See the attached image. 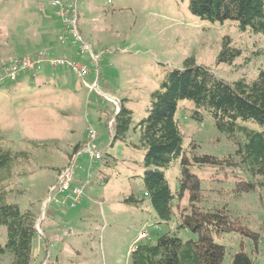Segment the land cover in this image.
<instances>
[{
    "label": "rangeland",
    "instance_id": "obj_1",
    "mask_svg": "<svg viewBox=\"0 0 264 264\" xmlns=\"http://www.w3.org/2000/svg\"><path fill=\"white\" fill-rule=\"evenodd\" d=\"M52 1L0 0V70L14 59L48 52L51 36L54 47L62 46L58 37L64 27ZM189 1H80V31L100 56V92L86 86L70 69L46 65L1 85L0 131L6 137L3 144L15 152L28 151L31 160L15 169L19 175L10 187L9 199L22 211L30 209L37 215L41 240L34 264H48L49 260L58 264H132V248L154 245L161 235L177 232L180 209H175L172 221L161 222L147 199L141 178L142 151L121 141L112 146L109 120L117 114V104L127 99L135 121H140L147 115L150 94L159 88L165 72L183 68L184 61L191 57L228 82L241 77L252 80L264 70L261 35L242 31L231 21H203L190 12ZM225 37L242 50L232 66L217 64ZM72 54L70 58L91 63L89 53L82 56L76 50ZM95 76L93 70L88 81ZM105 94L114 97L110 100ZM193 108L191 101H184L177 113L185 145L195 141L198 152L219 157L234 153L237 146L218 131L210 115L205 114L198 122L191 117ZM92 128L98 134L104 158L90 165L89 154L79 156L74 183H86L91 175L83 199L72 209L55 198L49 201L50 188L56 184L58 173L69 165L73 146L87 140ZM129 140L137 144L139 134L131 131ZM106 158L109 165L105 164ZM191 170L202 180L206 198L203 206L228 205L250 229L264 234V190L241 198H236L233 191L238 180L247 178L244 172L208 166ZM21 172L27 173L20 176ZM180 175L181 162L176 160L166 172L174 192ZM105 176L110 177L108 183L103 182ZM132 194L145 199L144 204L137 207L125 203ZM188 206L186 195L180 208ZM179 236L194 237L183 230ZM7 240V228L1 226L0 243L5 245ZM242 240L238 234L218 240L228 249L225 264L240 249ZM256 250L257 264H264V237ZM247 251H251V245ZM0 262L11 264V258L1 257Z\"/></svg>",
    "mask_w": 264,
    "mask_h": 264
},
{
    "label": "trees",
    "instance_id": "obj_2",
    "mask_svg": "<svg viewBox=\"0 0 264 264\" xmlns=\"http://www.w3.org/2000/svg\"><path fill=\"white\" fill-rule=\"evenodd\" d=\"M189 10L203 21L213 24L231 21L242 31L250 30L264 38V0H190ZM241 56L242 50L232 45L231 38L225 37L217 64L232 66ZM99 72L100 83L101 70ZM184 101L194 104L191 109L194 120L202 122L205 114L210 115L218 131L237 146L234 153L219 157L198 152L195 141L185 145L177 117ZM127 102V99L120 100V110L114 117L112 146L121 141L142 151L144 172L141 178L147 199L161 222L172 221L175 209H180L177 232L161 235L154 245L140 244L133 248L132 264H225L228 249L218 240L227 234H238L243 239L229 264H257L256 249L261 247L264 234L250 229L242 216L234 215L228 205L203 206L206 198L202 180L191 168L241 170L247 178L237 181L233 189L236 198L264 190V70L261 69L255 79L241 77L228 82L211 67L200 65L191 57L184 61L183 68H170L165 72L159 88L150 94L147 115L143 119L135 121V113ZM112 120L111 117L109 124ZM131 131L139 134L137 144L129 140ZM4 140L6 137L0 131V227L5 226L8 232L7 243H0V258L8 256L11 264H34L41 240L37 215L30 209L22 211L9 199L10 187L19 175L15 169L29 164L30 155L28 151L15 152L4 146ZM84 142L73 146L70 160ZM33 146L40 147L36 143ZM176 160L181 162V175L174 192L166 172ZM97 161L90 158V165ZM105 164H110L107 158ZM26 173L21 172L20 176ZM90 180L91 175H88L86 183L75 184L73 177L72 185L84 187L85 192ZM109 181V176L103 178L104 183ZM186 195L189 206L180 208ZM124 202L139 207L145 199L132 194ZM60 205L73 208L70 200ZM181 230L194 237H180ZM248 245H251L250 252ZM48 264L58 262L49 260Z\"/></svg>",
    "mask_w": 264,
    "mask_h": 264
},
{
    "label": "built area",
    "instance_id": "obj_3",
    "mask_svg": "<svg viewBox=\"0 0 264 264\" xmlns=\"http://www.w3.org/2000/svg\"><path fill=\"white\" fill-rule=\"evenodd\" d=\"M80 1L81 0H53L51 5L65 28V35L60 37L61 43H66L65 36L70 37L71 44L74 47H77L80 55L84 56L87 53L90 54L91 63L83 64L77 60H72L67 56H53L48 52H41L32 57L27 56L17 58L0 70V87L7 81H15L23 72H33L46 65L52 69H70L86 84V86H89L92 90L100 92L98 80L100 73V56L93 52L90 45L84 40L80 31ZM92 68H95L97 74L95 84H90L85 80L86 76L90 74ZM107 98L112 100L111 98L113 97L109 96ZM113 124L114 119L110 122L111 129L113 128ZM97 137L98 134L93 128L88 130L87 140L83 143L82 148L73 156L69 165L58 173L56 184L50 188L49 201H52L55 198L57 203L66 205L70 200L71 207L73 208L80 203L84 195V187H73L72 182L74 170L75 167H77V160L82 154H89L92 161L102 159L103 151L97 143Z\"/></svg>",
    "mask_w": 264,
    "mask_h": 264
},
{
    "label": "crops",
    "instance_id": "obj_4",
    "mask_svg": "<svg viewBox=\"0 0 264 264\" xmlns=\"http://www.w3.org/2000/svg\"><path fill=\"white\" fill-rule=\"evenodd\" d=\"M61 23H62V21H61ZM62 25H63V23H62ZM63 27H64V25H63ZM63 35H65V28H64V31L62 32V33H60V35H59V37H58V40L60 41V37L61 36H63ZM51 35H48L47 36V39H49V37H50ZM66 37V43L65 44H62L61 43V41H60V43L62 44V46H59V47H54L52 44H53V42H54V38L51 36V38L52 39H49V42H51L50 43V47L47 49V51H48V53H52V54H54V55H56V56H67V57H69V56H71V55H73L72 54V51H78V49H77V47H74L72 44H71V39H70V37H68V36H65ZM65 46V47H64ZM67 46V47H66ZM76 54V52L74 53V55ZM70 58V57H69ZM70 59H72V60H77V59H73V58H70ZM78 61V60H77ZM92 73H93V71H91L90 72V74H89V76L91 77L92 76ZM88 76V77H89ZM41 80H43V79H41ZM87 80H88V78H87ZM86 80V81H87ZM96 80H97V77L95 76V78H93L92 80H89V81H87L88 83H90V84H95L96 83ZM114 97V96H111V95H109V94H105V97ZM114 101H117V100H115L114 99ZM117 109H118V106H117ZM116 112H117V110H116ZM81 142V141H80ZM79 143V142H78ZM77 143V144H78Z\"/></svg>",
    "mask_w": 264,
    "mask_h": 264
},
{
    "label": "water",
    "instance_id": "obj_5",
    "mask_svg": "<svg viewBox=\"0 0 264 264\" xmlns=\"http://www.w3.org/2000/svg\"><path fill=\"white\" fill-rule=\"evenodd\" d=\"M115 100H116V99H115ZM117 105H118V109H117V113H118V111L120 110V106H121V105H120L119 103H118Z\"/></svg>",
    "mask_w": 264,
    "mask_h": 264
}]
</instances>
